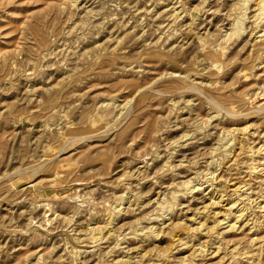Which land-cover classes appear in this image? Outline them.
Listing matches in <instances>:
<instances>
[{
	"label": "rangeland",
	"instance_id": "374dc122",
	"mask_svg": "<svg viewBox=\"0 0 264 264\" xmlns=\"http://www.w3.org/2000/svg\"><path fill=\"white\" fill-rule=\"evenodd\" d=\"M259 1L0 0V264H264Z\"/></svg>",
	"mask_w": 264,
	"mask_h": 264
},
{
	"label": "bare ground",
	"instance_id": "6f19581e",
	"mask_svg": "<svg viewBox=\"0 0 264 264\" xmlns=\"http://www.w3.org/2000/svg\"><path fill=\"white\" fill-rule=\"evenodd\" d=\"M248 2V1H247ZM249 3V2H248ZM257 5H258V11L259 12H261V11H264V0H260L258 3H257ZM246 6V5H245ZM247 7V6H246ZM245 10V9H244ZM240 17H241V15H240ZM257 17V16H256ZM242 19V18H241ZM260 19V18H259ZM243 20V19H242ZM238 21V20H237ZM244 21V20H243ZM239 23V22H238ZM237 22H236V24H235V28L233 29L235 32H240V30H241V28L242 27H240V24H238ZM255 32V31H254ZM240 36V35H239ZM259 37V36H258ZM172 206H173V204H172ZM171 206V207H172ZM97 229V228H96ZM92 230V229H91ZM98 230V229H97ZM94 231V230H93ZM92 231V232H93ZM96 232V231H95ZM92 234V233H91ZM94 238V237H93ZM91 239V238H90ZM101 240V239H100ZM94 241V240H93ZM219 252V251H218Z\"/></svg>",
	"mask_w": 264,
	"mask_h": 264
}]
</instances>
